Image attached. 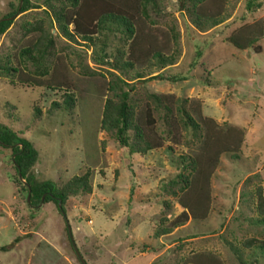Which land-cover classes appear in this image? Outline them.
<instances>
[{"label":"rangeland","instance_id":"obj_1","mask_svg":"<svg viewBox=\"0 0 264 264\" xmlns=\"http://www.w3.org/2000/svg\"><path fill=\"white\" fill-rule=\"evenodd\" d=\"M18 1L0 0V18ZM195 1L79 0V23L63 25L55 11L68 0H30L0 34V124L37 150L34 178L65 191L86 264H201V256L264 264V0ZM91 8L128 10L133 22L88 25ZM242 28L255 40L237 49L227 37ZM123 91L132 119L147 109L153 118L148 130L160 143L145 153L116 139ZM154 93L173 95L170 113ZM186 115L201 128L184 123ZM203 117L216 130L238 127L242 141L210 167L207 195L185 193L196 213L205 202L206 217L174 225L186 180H173L181 169L189 176ZM126 134L137 147L134 127ZM12 155L0 144V264H81L56 203L27 201ZM75 176L84 183H72ZM250 238L259 243L246 245Z\"/></svg>","mask_w":264,"mask_h":264},{"label":"trees","instance_id":"obj_2","mask_svg":"<svg viewBox=\"0 0 264 264\" xmlns=\"http://www.w3.org/2000/svg\"><path fill=\"white\" fill-rule=\"evenodd\" d=\"M61 1V0H60ZM127 1V0H125ZM196 0L194 2L197 3ZM69 5L62 8L61 10L55 11L57 18L63 19V25H67L70 22H75L77 25L79 23L76 18L81 17V9L78 6L79 0H68ZM129 4H126L128 6ZM251 3L248 4L250 6ZM32 7L30 0H19L16 9L8 12L4 16L0 18V34L4 32L8 26L12 22V17L18 13L27 10ZM196 10L200 11L202 8L200 6H196ZM114 8H109L105 12H97L91 8L90 10V20L88 21V25H91V21L93 19L103 20L105 17H111L116 19L117 21L124 22L127 26L132 24V14L128 13V10L116 11ZM196 25H200L197 23ZM258 35L262 34V27L260 24L255 23L252 26ZM88 33V31H87ZM86 34V33H84ZM252 35V34H251ZM244 28L239 29L235 32H232L227 40L237 49H244L248 46H251L255 40V37L251 36ZM134 41V38L133 40ZM133 55V54H132ZM132 55L130 58H132ZM158 75V74H157ZM156 76V75H155ZM153 76V77H155ZM128 92L123 91L121 93L122 100L117 109V114L114 120V126L116 128L115 136L118 142L124 146H128V151L145 153L150 148L158 146L160 143L159 137H153L148 127L154 122L151 117L150 111L147 109L146 111L136 112L135 118L132 119V115L128 111V103H127ZM155 101L162 105L165 111L171 112L170 103L173 102V95H158L153 94ZM170 106H169V105ZM165 112L166 115H168ZM172 114V113H171ZM173 119V116H170ZM201 121L205 125V131L200 136V144L198 150L193 153V155L189 156L187 160V166H189V176L183 175L182 169L177 174L176 178L173 180V183L177 181H185L186 182L181 186V190H185L184 193L180 195V204L183 206V210L179 214V216L174 220V225L182 224L188 220L189 216L195 219H203L207 215V205L205 202L200 201V205L202 206V210L200 213H196V205L194 201H188L186 192H198L199 197L208 194V180L210 176L211 168L218 159L219 154L223 152H231L236 153L240 148V143L242 141V132L238 127L228 126L224 131L216 130L214 127V123L210 118L203 117ZM187 125L195 126V129L201 128L197 122L193 120L192 117L186 115L185 121ZM209 123V125H208ZM132 127L136 130V139L139 142L143 143V146L137 147L128 141L127 131ZM0 144L2 146L10 147L12 150V161L13 166L17 175L20 173L22 178L28 183V187L25 185L27 193H29V202L32 204H37L40 201V198L44 195L43 201H54L57 205L58 199L61 200V207L64 210L63 202L66 199V193L64 190L58 189L55 183L51 180H42L38 181L34 178L31 168L36 161L37 158V150L34 148L32 143L26 139L25 137L19 136L15 131L10 129L8 126L4 124H0ZM183 179V180H182ZM75 180V181H73ZM72 183L81 184L84 183L81 177H74ZM186 196V197H185ZM198 199V203H199ZM205 204L204 208L203 205ZM264 197L262 192H257V207L261 212H264ZM57 208L59 209L58 205ZM60 211V209H59ZM61 212V211H60ZM253 243H259L258 240L250 238L246 240V245H252ZM260 247L264 251V240L260 242ZM1 249H6V246H2ZM201 264L207 262V264H215V259H211L210 257L204 258L201 256Z\"/></svg>","mask_w":264,"mask_h":264},{"label":"water","instance_id":"obj_3","mask_svg":"<svg viewBox=\"0 0 264 264\" xmlns=\"http://www.w3.org/2000/svg\"><path fill=\"white\" fill-rule=\"evenodd\" d=\"M19 178L23 181V184H25L27 187H28V190H29V185L28 183L22 178L21 174L19 173L18 174ZM43 198H44V195L40 198V201L38 202V204L36 206H40V204L43 202ZM29 200V193H27V201ZM60 211H61V214L64 216L65 218V221H66V227H67V232H68V236H69V239L71 241V244H72V247L77 255V258L79 259V261L81 262V264H86L84 258L82 257V255L80 254L76 244H75V241L73 239V236H72V233H71V228H70V225H69V221H68V218L64 212V210L62 209L61 207V200L58 199V203H57Z\"/></svg>","mask_w":264,"mask_h":264}]
</instances>
